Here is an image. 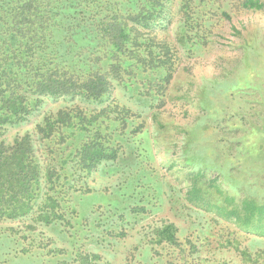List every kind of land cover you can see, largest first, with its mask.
Instances as JSON below:
<instances>
[{"label":"trees","instance_id":"16d2710c","mask_svg":"<svg viewBox=\"0 0 264 264\" xmlns=\"http://www.w3.org/2000/svg\"><path fill=\"white\" fill-rule=\"evenodd\" d=\"M236 1L230 9L233 0H0V236L7 232L10 241L33 242L38 226L42 235L56 223H71L75 234L111 227L113 215L94 209L99 200L122 211L119 217L126 216V223L131 217L138 223L160 210L168 189L157 170L139 159L136 139L142 137L148 152L152 144L142 114L149 109L156 129H165L167 120H161L159 107L167 98H188L194 88L189 82L179 96L183 56L206 45L213 27L219 20L231 21L233 10L264 12V0ZM174 3L178 17L173 34L154 30L155 24L171 21ZM256 23L231 28L249 44L254 38L245 29ZM231 73L216 76L223 79L220 86L234 85L232 79L224 80ZM195 87L206 103L211 100L207 94L221 98L223 93L219 86ZM118 91L144 108L135 110L120 101ZM43 97L78 98L87 105L48 110L32 131L7 139L9 127L30 120ZM182 130L186 145L200 131L187 125ZM103 170L131 176L106 194L91 187L92 176ZM186 178L188 205L198 213L214 214L224 232L212 254L191 261L188 257L199 251L196 244L187 239L186 255L177 224L155 215L143 227L154 250L159 246L177 251L180 264H264V199L237 196L201 169L189 171ZM86 197L90 205L82 208ZM41 242L46 254L61 252ZM77 260L92 264L89 253H79Z\"/></svg>","mask_w":264,"mask_h":264},{"label":"rangeland","instance_id":"374dc122","mask_svg":"<svg viewBox=\"0 0 264 264\" xmlns=\"http://www.w3.org/2000/svg\"><path fill=\"white\" fill-rule=\"evenodd\" d=\"M234 5H237L236 0H233L230 9ZM175 6L174 3L169 14L171 21L155 24L154 30L173 34L178 17ZM232 12L231 21L219 20V25L213 27L214 32L206 45L183 56L180 66L185 68L178 75L182 79L179 96L184 95L188 83L192 82L190 85L194 84V88L198 83H205L208 87L219 86V91L223 92L221 98L215 96V93L207 94L211 100L206 103V97L196 94L194 88L188 98L179 97L173 101L167 98L158 109L162 115L161 120H167V127L160 131L151 121L149 109L142 114V118H146L144 129L148 135H152V144L148 152L149 146L142 145V137L136 139L139 159H144L150 170L155 168L164 178L168 194L161 198V209L138 223L133 222L132 217L126 223V216L119 217L122 211L106 207L111 206V202L108 204L109 201H106L104 205L100 200L95 201L94 209L113 215L111 227L100 226L99 229L89 230V233L83 231L76 235L71 223L64 226L56 223L57 226L44 228L42 235V226H38L37 233L32 234L34 241L28 238L26 242L20 241L22 244L10 241L6 232V235L0 236V260H5L2 264H78L79 253H89L92 264L182 263V256L177 251L159 246L154 250L149 244L150 236H145L147 232H144L143 227L148 225L145 224L146 220L155 215L166 216L177 224L179 240L185 244V254H189L190 249L187 239L196 244L199 251L194 254V258L188 257L191 261L209 256L217 246L216 238L225 228L223 222L215 219L214 214L198 213V208L188 205L184 195L189 171L201 169L207 178L216 177L223 188L237 196L250 195L264 199V12L240 8ZM247 21L257 22L258 25L245 29L254 38L249 44L244 43L231 28L233 24L242 30V24ZM222 72H232L224 80L232 79L234 85L227 88L220 86L223 79L216 76ZM117 95L120 101L127 102L135 110L144 108L141 103L127 101V96L120 91ZM199 99L204 101L203 112ZM72 103L87 105L78 98L43 97L30 120L22 125L10 126L5 136L11 139L15 134L32 131L34 124L46 111ZM184 125L191 131L194 126L200 129L196 140L187 145L183 138ZM102 172L92 176L91 187L106 194L112 193L113 186L118 187L131 176L130 173ZM93 196L105 197L101 194ZM90 202L91 198H83L82 208L89 206ZM105 220L102 219L101 223L106 224ZM115 223L122 225L115 227ZM121 231L124 234L120 235ZM40 240L50 242V248L61 252L46 254L48 248L41 247L44 243ZM24 247H29L26 253L22 251ZM93 253L100 257L94 259L91 256Z\"/></svg>","mask_w":264,"mask_h":264}]
</instances>
